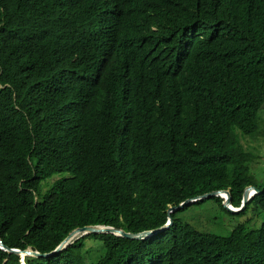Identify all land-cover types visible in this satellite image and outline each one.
I'll use <instances>...</instances> for the list:
<instances>
[{"label":"trees","instance_id":"trees-1","mask_svg":"<svg viewBox=\"0 0 264 264\" xmlns=\"http://www.w3.org/2000/svg\"><path fill=\"white\" fill-rule=\"evenodd\" d=\"M263 107L264 0H0V239L49 253L85 226L161 228L214 191L240 208L250 186L241 212L208 200L264 214ZM180 210L149 239L89 234L25 263L101 245L95 264H264V220L220 236Z\"/></svg>","mask_w":264,"mask_h":264},{"label":"rangeland","instance_id":"rangeland-1","mask_svg":"<svg viewBox=\"0 0 264 264\" xmlns=\"http://www.w3.org/2000/svg\"><path fill=\"white\" fill-rule=\"evenodd\" d=\"M264 112V107H263ZM262 119V117H260ZM262 128L264 127L261 126ZM258 142H253V146L260 147L258 151L264 164V137L260 134L258 136ZM262 180L260 181V183ZM175 218L182 222L194 226L198 230L207 233H213L220 236H228L235 227L251 219L250 227H261L264 220V214H260L255 210V206L252 205L248 212L241 214H234L224 210L216 202L205 199L200 204H191L182 208L176 213ZM104 254V249L101 245H90L85 253L87 260L90 264H95L99 258ZM22 264H26L22 261Z\"/></svg>","mask_w":264,"mask_h":264},{"label":"water","instance_id":"water-1","mask_svg":"<svg viewBox=\"0 0 264 264\" xmlns=\"http://www.w3.org/2000/svg\"><path fill=\"white\" fill-rule=\"evenodd\" d=\"M258 193H260V191L256 187L254 186L247 187L244 191L242 206L240 208H234L232 206L231 194L229 191H214L212 193H208V194L199 196L194 199H188L185 202L181 203L180 205L171 207L168 210L169 220L165 226L155 229V230L144 231V232L137 233V234L128 233L121 229H117L114 227H107V226H85L83 228H77L76 230L71 232L70 235L54 251L49 252V253H40L38 251H33L32 249H27V250L10 249L4 245L1 239H0V248L9 253H14L16 255H19L22 261L24 262L25 258L28 256L37 257V258H49L51 256H54L60 253L61 251H63L64 249H66L74 239L78 238L79 236H84V235H89V234H113L116 236H121V237H125L128 239H133V240H146V239H149L159 234L165 229H168L173 224L172 214L186 206H189L191 204H194L199 201H203L205 199H209L212 197H222L225 199L224 206L228 210L234 213H237V212L243 211L246 208L249 201L252 199V197Z\"/></svg>","mask_w":264,"mask_h":264},{"label":"bare ground","instance_id":"bare-ground-1","mask_svg":"<svg viewBox=\"0 0 264 264\" xmlns=\"http://www.w3.org/2000/svg\"><path fill=\"white\" fill-rule=\"evenodd\" d=\"M224 202H225V199H224ZM25 262V261H24Z\"/></svg>","mask_w":264,"mask_h":264},{"label":"clouds","instance_id":"clouds-1","mask_svg":"<svg viewBox=\"0 0 264 264\" xmlns=\"http://www.w3.org/2000/svg\"><path fill=\"white\" fill-rule=\"evenodd\" d=\"M222 198V197H221ZM224 199V198H223ZM235 208V207H234Z\"/></svg>","mask_w":264,"mask_h":264}]
</instances>
